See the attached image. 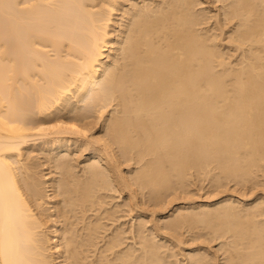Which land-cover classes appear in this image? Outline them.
Here are the masks:
<instances>
[{"label": "bare ground", "instance_id": "obj_1", "mask_svg": "<svg viewBox=\"0 0 264 264\" xmlns=\"http://www.w3.org/2000/svg\"><path fill=\"white\" fill-rule=\"evenodd\" d=\"M117 1L0 0V264H172L175 256V264H216L215 252L191 249L183 262L158 242L175 240L194 217L185 207L165 218L168 231L151 222L147 232L150 218L131 223L129 244L121 223L107 232L122 205L112 207L108 191L125 190L123 208L140 217L146 202L154 213L165 194L183 191L189 175L209 174L216 187L228 178L256 181L264 162V0H129L112 42ZM98 118L101 133L92 136ZM36 138L47 144V185L23 153ZM123 159L140 165L131 170L125 161L122 171ZM262 201L246 202L245 216L227 197L214 202L222 204L209 212L215 223L207 231L223 238L229 264H264Z\"/></svg>", "mask_w": 264, "mask_h": 264}, {"label": "rangeland", "instance_id": "obj_2", "mask_svg": "<svg viewBox=\"0 0 264 264\" xmlns=\"http://www.w3.org/2000/svg\"><path fill=\"white\" fill-rule=\"evenodd\" d=\"M127 1V2H126ZM131 1V0H130ZM129 0H119V1H117V4L119 5H117L116 6V8L118 7V11L116 10V8L115 9H113V16L111 15V19H113V21H111L112 23H110V26L108 27V29H109V32H110V38H111V40H112V42L113 41H115V38L117 37V35L116 34H118V31H119V27H117V26H119V24H120V22H122V14L123 15H125L124 14V11L122 12L121 10H123L124 8L125 9H127L128 8V6H129V4L132 2H130ZM124 2V3H123ZM120 3H122V4H120ZM209 3H211V2H209ZM208 3V4H209ZM126 4V5H125ZM127 4H128V6H127ZM208 4H206L207 6H209L210 8H208V9H210V11L209 12H211L210 14L211 15H213L212 14V12H215L216 10H215V7H217V5H215V4H218L217 2H213V4H210V5H208ZM205 5V6H206ZM126 6H127V8H126ZM198 6H201V5H198ZM214 7V8H213ZM212 8V9H211ZM124 9V10H125ZM217 9V8H216ZM116 10V11H115ZM215 10V11H214ZM114 12H115V14H114ZM120 12H122V13H120ZM209 12H208V14H209ZM117 13V14H116ZM120 15V17H119V15ZM116 16H118L117 18H116ZM113 17V18H112ZM210 20H212V19H210ZM116 21V23L114 24L113 22H115ZM119 23H118V22ZM115 25V26H114ZM115 27V28H114ZM117 28V29H116ZM117 30V31H116ZM113 31V32H112ZM114 31H115V33H114ZM111 32H112V34H111ZM115 34V35H114ZM112 36V37H111ZM114 38V39H113ZM108 51V50H107ZM107 51H105L104 53H106ZM103 118L101 117V120H102ZM98 120H100V118H98ZM97 121L96 123H98L97 125L98 126H95V127H93V128H95V129H93V128H91L89 131L91 132V133H88V134H90V135H92V136H96V134H99V132L101 133V129H100V127L102 126L101 124H102V121ZM95 123V124H96ZM101 125V126H100ZM97 127V128H96ZM99 129V130H98ZM94 131V132H92V131ZM87 133V132H86ZM37 139V141H38V143L36 142V140H31V141H29V143L30 144H26V147L24 148V150L23 151H25V152H23L24 153V156L27 158V156H29V153H30V156L27 158L28 159V162H29V164H37L35 167H34V170L36 171V172H40V170H41V168H43L42 170L43 171H41V173H39L38 172V174L35 172V175L36 176H40L41 174H42V172H43V176H52L51 175V172H50V168H48L47 167V165H48V163H47V161H46V157L44 156V153H45V155H47V144L45 143V145H44V142H42L41 140V138H39V140H38V138H36ZM41 139V140H40ZM35 141V142H34ZM39 141H41V142H39ZM32 143H34V144H32ZM42 145H41V144ZM38 147H37V146ZM31 146V147H30ZM32 146H35V147H33V149H34V151L33 150H31L30 151V149H32ZM40 146V147H39ZM44 146V147H43ZM46 146V147H45ZM29 148V149H28ZM41 150H40V149ZM42 148L44 149L43 150V152H42ZM73 149H74V147H73ZM75 150V149H74ZM74 150H73V152H74ZM29 151V152H28ZM35 151H39L38 152V154H39V156H38V154H37V152H35ZM46 151V152H45ZM28 152V153H27ZM33 152H35L36 154H35V156L37 157V159L39 160H37L36 159V157L34 156V157H32V154H34ZM40 152H41V154H40ZM27 155V156H26ZM42 155H43V157H42ZM32 157V158H31ZM31 158V159H30ZM43 158V160H41ZM45 158V159H44ZM82 158V157H81ZM80 157L78 158V159H81ZM30 159V160H29ZM31 160H33L32 161V163H30L31 162ZM35 161H38L37 163L35 162ZM40 161H42L41 162V165H43V166H46V168L45 167H43V166H40L39 167V165H40ZM126 161V163L127 164H125L124 162ZM127 161H129L130 163H132L133 161L132 160H126V159H123L122 160V162H121V164H120V168H122L121 170L122 171H127L128 169H130V167H132L131 168V170H133V169H135V167L137 166V164L138 165H140V163H132V164H130L129 162H127ZM43 163V164H42ZM126 165V167L128 168V169H126L125 168V165ZM263 163V164H262ZM33 164V165H34ZM47 164V165H46ZM128 164H129V166H128ZM134 165H135V167H134ZM261 167H258V169L253 173V175H254V177H253V180H254V178L256 179V181L254 180V181H252V180H250V182L251 183H249V181H244V182H240V184H239V182H238V185H237V183L236 182H232V181H234V180H232V179H230V178H228V182H227V179H222L221 180V182H220V187L222 188L221 190H220V187L219 186H217L216 187V184L215 183H213V181H211L210 179L208 180V178H209V174H208V177H207V175H205V176H203L202 175V177H200V175H199V178H203L202 180L201 179H199L198 178V176H197V178L195 177V175L193 176V179L191 178L192 177V175L190 176H188L187 177V181H189V182H184V187H185V189H183V191H182V189H179V188H177L176 189V191H177V194H176V192H175V195H172V194H174L173 192L171 193V194H165V196H164V198H163V202H162V206H161V204L158 206V205H156L155 206V208H156V210H154V208H153V211H154V213H149L152 209H151V207H154L153 205H151L150 203H145L144 205L145 206H143V203H142V209H144V207H145V209H146V207H147V205H148V207H147V211H146V213L143 211L142 213L143 214H141L140 215V217L137 215V213H135L134 212V210H132L131 212H128V211H126V210H128L129 209V207H128V205L126 204L125 205V203H126V199H125V197H126V194H125V190L124 191H122L120 194L118 193V192H116V191H114V190H111V191H108L110 194H111V197L110 196H107L105 199H106V201H108L109 199L111 200V201H113L112 199H114V201L111 203V201H110V203H109V201H108V203L112 206V207H114V205H115V203L116 204H119V203H122V205H119V207H117V209H118V211H119V213L117 212L115 215H116V217H118L116 220H117V222H111V221H109V222H111V223H108V227H110L109 229H108V231L107 232H110V231H112V230H115V227H117V226H119V225H121V226H119L120 228H123V229H125V231H126V233H123L122 235L124 236V234H125V236H128L127 237V239L124 241V243L126 244V241H127V243H128V241H129V238H130V232H129V228L131 227L130 225H131V223H132V225H134L133 227H135V223L137 222V224H138V222H139V220L141 221V219H142V221H147V220H149V218H150V220L148 221V222H146L147 224H146V226H145V229H146V231L148 232L149 231V229L151 228V224L152 223H156V225H158L159 226V230L160 231H168V229H165V228H163V225L162 224H164V222L166 221L165 220V218L166 219H168V218H171V215L173 216V215H177V213H178V210L179 211H187V210H189V211H187L188 213H189V215L190 216H194V217H192V219L191 220H189V221H186V222H188L187 224H186V222H184L183 224H181V225H186V226H180V227H178L177 229L178 230H176L177 231V233H176V235H177V239L178 240H180V241H182L181 243H178V241H177V243L176 244H174L175 243V240H177L176 238H175V236H173V237H171V235L169 236V237H171V238H174L175 240H173V241H168L165 237H162V238H159L160 236H158L157 238H159L158 239V242H160L161 241V239H164V240H162V242H165L166 241V243H164V244H166V247L168 248L167 249V253H170V252H176V253H178V254H176V255H179V256H177V258L178 257H180L181 258V256H182V258L180 259V258H178V260H181V261H183V262H185L186 261V257H187V254H189V252H192V250L194 249V250H201V251H203V249L206 251V252H208L210 255H214L215 253H216V255H217V257H215V259L217 260L216 261V264H229L230 262L229 261H224V257L226 256L225 254H227V251L226 252H224L223 251V249H220V246H222V242H221V239L223 240V238H217V239H211L212 238V235H211V237H210V234H209V232L207 231V228L209 227L208 226V224L210 223V224H214L215 223V220H213L214 218H213V216L214 215H212V214H214V212H216V207H218V205H220V204H222V203H216V204H214V202H217V201H220V200H223V198L225 199L226 197H227V199L230 201H232V202H234V206H235V209L237 208L236 206H238V208H237V211L236 212H238L241 216H245L246 214H247V212H244L245 210H247L246 208L247 207H249V205L250 204H253L254 202H256V201H262V203L260 202V206H261V208H262V215L261 216H258V218L257 219H260L261 217H264V195H263V193H264V180L263 179H261V178H263L264 177V162H261V165H260ZM37 168V169H36ZM40 168V169H39ZM77 169H78V167H76ZM259 168H260V170H259ZM48 170V171H47ZM262 170H263V173H262ZM46 171V172H45ZM261 172V173H259V172ZM45 172V173H44ZM49 173V175H47ZM259 173V174H258ZM45 174V175H44ZM54 175H56V174H54ZM255 175H259V176H255ZM262 175H263V177H262ZM43 176L42 177H40V179H45V177L43 178ZM47 177V178H48ZM196 178V179H195ZM259 178V179H258ZM192 179V180H191ZM258 179V180H257ZM48 180V181H47ZM198 180H199V182H198ZM231 180V181H230ZM261 180V182H259ZM44 181H46L45 182V184L47 185L48 184V182L49 181H51V177H49V179H45ZM192 181H195V182H192ZM209 181V182H208ZM222 181H224V182H222ZM198 182V183H197ZM203 182V183H202ZM208 182V183H207ZM213 183V184H211V183ZM225 182H226V184H225ZM246 182V184L244 185V183ZM254 182H256L257 184H259L260 183V185L258 186L256 183H255V185L253 184ZM259 182V183H258ZM263 182V183H262ZM188 183V184H187ZM190 183V184H189ZM194 183V184H193ZM223 183V184H222ZM236 183V185H234ZM261 183H262V185H261ZM221 184H222V186H221ZM227 185V186H225V185ZM242 184H243V186H242ZM44 185V184H43ZM46 185H44V186H46ZM213 185V186H212ZM251 185V187H249V186ZM257 185V186H256ZM209 186V187H208ZM243 188H242V187ZM246 186V187H245ZM254 186V187H253ZM256 186V187H255ZM263 186V187H262ZM234 187V188H233ZM238 187V188H237ZM241 187V188H240ZM192 188V189H191ZM215 188H217V190L215 189ZM219 188V189H218ZM251 188V189H250ZM252 188H253V190H252ZM47 189V188H46ZM210 189H211V192H210ZM226 189V190H225ZM232 189V190H231ZM248 189V190H247ZM179 190H180V192H179ZM209 190V191H208ZM214 190V191H213ZM226 191V192H224L223 191V193L221 192V193H219L220 191ZM252 190V192H250ZM114 191V196H115V198H116V195H117V198L119 197V195H120V197L118 198V199H115L114 198V196H112L113 195V192ZM136 191L138 192V196L140 195V193H139V190H137L136 189ZM144 193H145V195L147 194V192H146V190L144 189ZM231 191H234V192H231ZM50 191H48V193H49ZM179 192V193H178ZM181 192H182V194H181ZM183 192H184V194H183ZM229 192H231V194L229 193ZM108 193V194H109ZM167 193H169V192H167ZM217 193H218V195H219V197L217 196ZM234 193V194H233ZM236 193V194H235ZM237 193H239V195H237ZM119 194V195H118ZM181 194V195H180ZM124 195V196H123ZM164 195V194H163ZM166 195H167V198H169L171 195L173 196H171L169 199H166V200H168V201H166L165 200V198H166ZM170 195V196H169ZM176 195H179V196H181V197H176ZM198 195V196H197ZM215 196V197H212V196ZM230 195V196H229ZM231 195H233L232 196V199H231ZM235 195H237V196H235ZM244 195V196H243ZM262 195H263V197H262ZM50 196H51V194H50ZM182 196H184V197H182ZM190 196H192L193 197V199H194V201H191L190 199L192 198V197H190ZM239 196V198H237ZM241 196V197H240ZM250 196V197H249ZM190 197V198H189ZM197 197V198H196ZM208 199H207V198ZM209 197H211V198H209ZM247 197V198H246ZM52 198L53 197H51L50 198V200H51V202H48L47 204H45L44 206L45 207H48V204H50L49 206H52V204H53V200H54V198H53V200H52ZM176 198V199H175ZM189 198V199H188ZM200 198V199H199ZM205 198V199H204ZM220 198V199H219ZM255 198V199H254ZM173 199H175L174 201H173ZM178 199V200H177ZM187 199H188V201H187ZM210 199H211V201H210ZM217 199V200H216ZM237 199V200H236ZM254 199V200H253ZM46 200H48V201H50L48 198L46 199ZM121 200V201H120ZM177 200V201H176ZM190 200V201H189ZM204 200V201H203ZM213 200V201H212ZM238 200H241V201H239V203H240V205H239V203H238ZM115 201H117V202H119V203H117V202H115ZM165 201H166V203L167 202H169V204L167 203V204H165ZM172 201V202H171ZM182 203V205H181V203ZM187 201V202H186ZM207 201V202H206ZM209 201V202H208ZM170 202H171V205H170ZM175 202V203H174ZM177 202V203H176ZM206 202V203H205ZM223 202V201H222ZM249 204V205H247V203ZM107 203V204H108ZM114 203V204H113ZM164 203V204H163ZM187 203V204H186ZM193 203H194V205L195 204H197L196 206H194L193 205ZM206 205H205V204ZM212 203V204H211ZM238 203V204H237ZM242 203V204H241ZM109 204L107 205L108 207H109ZM147 204V205H146ZM179 204V205H178ZM201 204V205H200ZM168 205H170V206H168ZM185 205V206H184ZM203 205H204V207H203ZM215 205V206H214ZM246 207H245V206ZM263 205V206H262ZM125 206V208H127L126 210H125V208H123ZM150 206V207H149ZM160 206H161V208H160ZM166 206V207H165ZM188 206V207H187ZM190 206V207H189ZM207 206H208V208H207ZM241 208H240V207ZM168 207V208H167ZM172 207V208H171ZM177 207V208H176ZM187 209V210H184L185 208ZM194 209H193V208ZM198 207V208H197ZM212 207V208H211ZM53 207H50V209H48V211L49 210H51ZM149 208V209H148ZM163 208V209H162ZM179 208H181V209H179ZM204 209V208H207V209H205V210H208V216H207V214H204V211H199L200 209ZM159 209H161L160 211H159ZM166 209V210H165ZM215 209V210H214ZM243 209H245V210H243ZM150 210V211H149ZM164 210V211H163ZM196 210H198V211H196ZM211 210H214V212H212ZM149 211V212H148ZM170 211V212H169ZM193 211H195V213H196V216H195V213H193ZM211 211V213H209ZM121 212V213H120ZM158 212V213H157ZM169 212V213H168ZM172 212V213H171ZM177 212V213H176ZM191 212H192V215H191ZM200 212V213H199ZM52 213H53V211H52ZM124 213H126V214H124ZM135 213V214H134ZM145 213V214H144ZM174 213V214H173ZM176 213V214H175ZM202 213L204 214L203 216H202ZM119 214V215H118ZM121 214V215H120ZM125 216H124V215ZM128 214V215H127ZM129 214L131 215V216H129ZM148 214H153V215H148ZM200 214V215H199ZM142 215H144V216H142ZM188 215V216H189ZM54 216V215H53ZM52 216V219H54V217ZM130 218H129V217ZM137 216H138V218H137ZM147 216H149V217H147ZM165 216V217H164ZM168 216V217H167ZM207 216V218H205ZM211 216V217H210ZM121 217H122V219H121ZM126 219H125V218ZM163 217V218H162ZM196 217V218H195ZM203 217V218H202ZM130 220H129V219ZM133 220H132V219ZM140 218V219H139ZM151 218H153L154 220H152L151 221ZM198 218V219H197ZM201 218V219H200ZM121 219V220H120ZM137 219V220H136ZM144 219V220H143ZM161 219V220H160ZM195 219V220H194ZM197 219V220H196ZM115 220V221H116ZM158 220V221H157ZM159 220H160V222H159ZM200 220V221H199ZM213 220V221H212ZM261 221H262V218L260 219ZM118 221H120V222H118ZM127 221V222H126ZM130 221V222H129ZM164 221V222H163ZM127 224H126V223ZM133 222H135V223H133ZM152 222V223H151ZM163 222V223H162ZM194 222V223H193ZM206 222H208V224L206 223ZM52 223H53V221H51V225H52ZM121 223V224H120ZM149 223V224H148ZM151 223V224H150ZM160 223V224H159ZM54 224V223H53ZM128 225V226H126V225ZM207 224V225H206ZM117 225V226H116ZM125 225V226H124ZM161 225V226H160ZM206 225V226H205ZM137 226V225H136ZM192 226V227H191ZM52 227V226H51ZM132 227V228H133ZM162 227V228H161ZM186 228V230H185V228ZM196 227V228H195ZM204 227V228H203ZM165 229V230H164ZM179 229H182V230H180L179 231ZM192 229V230H191ZM195 230V231H194ZM198 230H200V231H198ZM205 230H206V232H205ZM209 230V229H208ZM182 231V233H180ZM184 231V232H183ZM129 232V233H128ZM171 232V231H170ZM186 232V233H185ZM190 232V233H189ZM193 234H192V233ZM199 232V234H202V232L204 233V234H202V235H199V234H197L196 235V233H198ZM172 234H175V233H173V231L171 232ZM178 233H179V235L180 234H182L181 236L182 237H179L178 236ZM49 234V233H48ZM51 234V233H50ZM129 234V235H128ZM207 234L209 235L208 236V238H210V239H208L207 237H205V236H207ZM187 235V236H186ZM196 236V237H194V236ZM198 235H199V239H198ZM205 235V236H204ZM187 237V238H186ZM191 237H193V239H191ZM206 239H205V238ZM186 238V239H185ZM202 238H203V240L205 241V243L203 244V242L204 241H202ZM131 239V238H130ZM190 239V240H189ZM218 239H220L219 241H218ZM184 240H185V243L188 245V246H186L185 245V243H184ZM167 241H168V243H167ZM194 241H195V243H194ZM199 241V242H198ZM217 241V242H216ZM161 242V243H162ZM172 242V243H171ZM187 242H189V244H190V246H189V244L187 243ZM197 242V243H196ZM202 243V245H197V244H201ZM220 244H219V243ZM124 243H122L123 244V246H124ZM171 243V244H170ZM194 243V244H193ZM207 243V244H206ZM209 243V244H208ZM53 244V242L51 243V245ZM129 244V243H128ZM167 244H169V246L167 245ZM173 244V245H172ZM179 244H181V245H178ZM174 245H176V246H174ZM182 245H184V246H182ZM209 247H208V246ZM172 246V247H171ZM174 246V247H173ZM200 246V247H199ZM210 246H211V249H210ZM170 247V248H169ZM176 247V248H175ZM178 247V248H177ZM195 247H196V249H195ZM204 247V248H203ZM214 247V248H213ZM172 248H173V250H172ZM177 249V251L175 250V249ZM216 248V249H215ZM178 249H179V251L180 252H178ZM182 249V250H181ZM192 249V250H191ZM207 249H208V251H207ZM214 249V250H213ZM219 251H218V250ZM188 250H189V252H188ZM193 250V251H194ZM213 250V251H212ZM222 251V252H221ZM182 252V253H181ZM211 252V253H210ZM215 252V253H214ZM185 253H186V255H185ZM219 253H221V254H219ZM181 254V255H180ZM223 254V255H222ZM183 255H185V256H183ZM215 255V256H216ZM222 256H224V257H222ZM176 257V256H175ZM175 257L173 258V257H168L167 259H169L170 261H172V264H175V263H173L174 262V260H175ZM185 259H184V258ZM219 258V259H218ZM223 258V259H222ZM220 260V261H219ZM224 261V262H223ZM221 262V263H220Z\"/></svg>", "mask_w": 264, "mask_h": 264}]
</instances>
